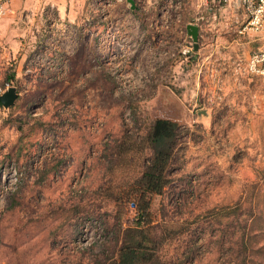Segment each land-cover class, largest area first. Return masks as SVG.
<instances>
[{
	"label": "rangeland",
	"instance_id": "1",
	"mask_svg": "<svg viewBox=\"0 0 264 264\" xmlns=\"http://www.w3.org/2000/svg\"><path fill=\"white\" fill-rule=\"evenodd\" d=\"M135 4L12 0L0 20V96L19 95L0 105V264H108L157 119L181 128L170 183L148 199L161 264H264V80L247 71L243 10Z\"/></svg>",
	"mask_w": 264,
	"mask_h": 264
},
{
	"label": "trees",
	"instance_id": "2",
	"mask_svg": "<svg viewBox=\"0 0 264 264\" xmlns=\"http://www.w3.org/2000/svg\"><path fill=\"white\" fill-rule=\"evenodd\" d=\"M15 77L14 72L11 80ZM180 130L179 124L169 119H157L150 127L145 142L151 157L135 182L140 187L129 193L131 198L139 199L141 206L134 224L121 230V247L108 264H161L159 251L163 238L156 235L158 227L153 225L148 199L161 195L170 183L166 172L177 148Z\"/></svg>",
	"mask_w": 264,
	"mask_h": 264
},
{
	"label": "built area",
	"instance_id": "3",
	"mask_svg": "<svg viewBox=\"0 0 264 264\" xmlns=\"http://www.w3.org/2000/svg\"><path fill=\"white\" fill-rule=\"evenodd\" d=\"M11 1L0 0V20L8 13ZM218 1L227 3L230 0ZM238 2L246 17L244 32L252 33L261 43V47L250 54L247 71L251 76L264 80V0H238Z\"/></svg>",
	"mask_w": 264,
	"mask_h": 264
},
{
	"label": "crops",
	"instance_id": "4",
	"mask_svg": "<svg viewBox=\"0 0 264 264\" xmlns=\"http://www.w3.org/2000/svg\"><path fill=\"white\" fill-rule=\"evenodd\" d=\"M114 1H117L119 3L123 2V1H127L128 2V0H121V1L120 0H114ZM134 1L137 2V3L138 2L139 3L142 2V3H146V4H150V3H153V2H156V3L157 2H160V3H162V0H134ZM158 7H159V4H158ZM9 8H10V5H9ZM129 10H130V14H132L131 16H133V17H136L137 14L140 12V10H139V12L132 10L131 7H129ZM157 15H158L159 18H163V16H164V10L159 8V11H158V14ZM113 17H115V15ZM191 24H192V22H187L186 25H185V27H183L182 29H180V31H178V34L180 36L184 37L185 39L188 38L190 40V44H189L190 45V48L188 46H186V47L182 46L181 50L179 51L180 54H187L188 57H189V54H191V56H192V55H194L196 53L194 51V49H193V40L190 37V35L188 34V30H187V27L189 25H191ZM113 27H115V26H113ZM113 30L114 31H113L112 35H115L116 29L114 28ZM247 34L250 36L253 45L256 47L254 50H257L258 48H260L261 47V43L255 38V36L252 33H250V32H248ZM123 37H124V34H123ZM177 58L174 59V60L177 61ZM180 59H183V58H180Z\"/></svg>",
	"mask_w": 264,
	"mask_h": 264
},
{
	"label": "water",
	"instance_id": "5",
	"mask_svg": "<svg viewBox=\"0 0 264 264\" xmlns=\"http://www.w3.org/2000/svg\"><path fill=\"white\" fill-rule=\"evenodd\" d=\"M131 5V9H136V4L134 0H128ZM188 34L193 40V49L195 52L199 49V27L196 25H189L187 27ZM18 93L15 87L9 88L3 95L0 96V105H2L5 109H9L12 107L15 102L18 100Z\"/></svg>",
	"mask_w": 264,
	"mask_h": 264
}]
</instances>
